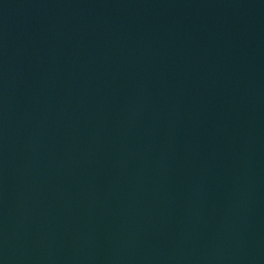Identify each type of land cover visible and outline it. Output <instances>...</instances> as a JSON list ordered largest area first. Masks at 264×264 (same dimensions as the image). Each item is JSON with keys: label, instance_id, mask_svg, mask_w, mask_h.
Listing matches in <instances>:
<instances>
[{"label": "water", "instance_id": "1", "mask_svg": "<svg viewBox=\"0 0 264 264\" xmlns=\"http://www.w3.org/2000/svg\"><path fill=\"white\" fill-rule=\"evenodd\" d=\"M0 264H264V0H0Z\"/></svg>", "mask_w": 264, "mask_h": 264}]
</instances>
